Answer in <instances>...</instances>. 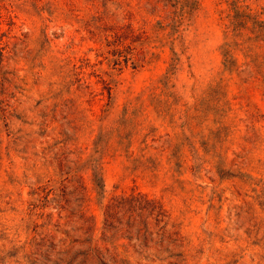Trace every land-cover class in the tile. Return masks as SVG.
<instances>
[{"label":"rangeland","instance_id":"1","mask_svg":"<svg viewBox=\"0 0 264 264\" xmlns=\"http://www.w3.org/2000/svg\"><path fill=\"white\" fill-rule=\"evenodd\" d=\"M0 264H264V0H0Z\"/></svg>","mask_w":264,"mask_h":264},{"label":"trees","instance_id":"2","mask_svg":"<svg viewBox=\"0 0 264 264\" xmlns=\"http://www.w3.org/2000/svg\"><path fill=\"white\" fill-rule=\"evenodd\" d=\"M133 35L132 29L127 27H122L119 29L117 35V46L118 50L125 41L128 40V36ZM116 66L122 67V64H128V60H122L119 58L113 61ZM161 209L159 203L155 200H150L144 194L132 192L129 195L115 196L111 199L110 203L105 207L104 210V225L106 228H114L118 225H125L126 230L130 232L137 220H139L140 226H138L135 234L137 236L144 235L148 230V219L152 216V212L155 209ZM138 211V214H137ZM149 211L148 215H144L143 212ZM126 217L125 223L123 218Z\"/></svg>","mask_w":264,"mask_h":264}]
</instances>
